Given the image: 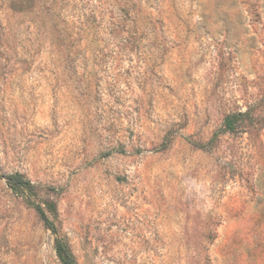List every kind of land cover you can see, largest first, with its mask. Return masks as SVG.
Segmentation results:
<instances>
[{
	"label": "rangeland",
	"instance_id": "374dc122",
	"mask_svg": "<svg viewBox=\"0 0 264 264\" xmlns=\"http://www.w3.org/2000/svg\"><path fill=\"white\" fill-rule=\"evenodd\" d=\"M15 173L77 264H264V0H0ZM54 238L0 178V264H60Z\"/></svg>",
	"mask_w": 264,
	"mask_h": 264
},
{
	"label": "trees",
	"instance_id": "16d2710c",
	"mask_svg": "<svg viewBox=\"0 0 264 264\" xmlns=\"http://www.w3.org/2000/svg\"><path fill=\"white\" fill-rule=\"evenodd\" d=\"M260 122L259 118H256L251 114V110L248 109L245 112H237L227 115L223 119L222 128L218 131L220 134L235 133L241 129L254 128V126ZM214 133L211 139L206 144H201V149L207 150L210 146L217 141L220 134ZM0 178L6 181L7 186L17 195L21 196L27 205L31 206L38 214L40 220L44 226L55 236L54 238V251L60 264H77L68 242L64 237L59 236L56 226L52 221L48 219L45 212L56 216V205L53 202H42L35 204L31 198L36 196L38 186L34 185L31 181L25 178L23 175L15 173L7 176H0ZM41 204L44 206L42 208ZM259 219L264 218V213L259 215Z\"/></svg>",
	"mask_w": 264,
	"mask_h": 264
}]
</instances>
